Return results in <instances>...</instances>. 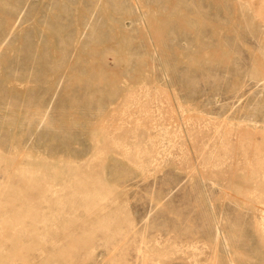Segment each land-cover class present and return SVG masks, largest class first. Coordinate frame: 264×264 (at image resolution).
Wrapping results in <instances>:
<instances>
[{
    "label": "rangeland",
    "instance_id": "374dc122",
    "mask_svg": "<svg viewBox=\"0 0 264 264\" xmlns=\"http://www.w3.org/2000/svg\"><path fill=\"white\" fill-rule=\"evenodd\" d=\"M0 264H264V0H0Z\"/></svg>",
    "mask_w": 264,
    "mask_h": 264
},
{
    "label": "bare ground",
    "instance_id": "6f19581e",
    "mask_svg": "<svg viewBox=\"0 0 264 264\" xmlns=\"http://www.w3.org/2000/svg\"><path fill=\"white\" fill-rule=\"evenodd\" d=\"M16 22V21H15ZM15 22L13 23V25L15 24ZM83 23V22H82ZM101 42V41H100ZM49 191H51V190H49Z\"/></svg>",
    "mask_w": 264,
    "mask_h": 264
}]
</instances>
